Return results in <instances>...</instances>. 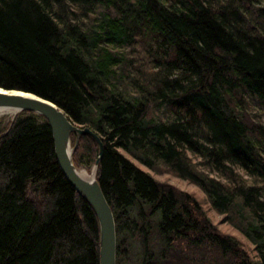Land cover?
Listing matches in <instances>:
<instances>
[{
  "label": "trees",
  "instance_id": "1",
  "mask_svg": "<svg viewBox=\"0 0 264 264\" xmlns=\"http://www.w3.org/2000/svg\"><path fill=\"white\" fill-rule=\"evenodd\" d=\"M262 2L0 0V89L53 103L103 144L116 264L124 239L141 247L132 264L174 252L177 264H264ZM1 126L0 264H99L96 215L62 174L47 122L24 112ZM97 152L81 136L74 166Z\"/></svg>",
  "mask_w": 264,
  "mask_h": 264
},
{
  "label": "water",
  "instance_id": "2",
  "mask_svg": "<svg viewBox=\"0 0 264 264\" xmlns=\"http://www.w3.org/2000/svg\"><path fill=\"white\" fill-rule=\"evenodd\" d=\"M0 110L42 117L47 122L54 143V152L62 174L68 184L90 205L94 211L100 234L99 264H116V234L112 211L107 200L101 192L96 172L92 170V179L88 180L79 175L81 168L72 163V155L81 136H90L98 144L99 153L96 166L99 164L103 147L100 138L89 128H82L73 123L68 116L53 103L34 94L0 89ZM75 135V147H71V135Z\"/></svg>",
  "mask_w": 264,
  "mask_h": 264
},
{
  "label": "rangeland",
  "instance_id": "3",
  "mask_svg": "<svg viewBox=\"0 0 264 264\" xmlns=\"http://www.w3.org/2000/svg\"><path fill=\"white\" fill-rule=\"evenodd\" d=\"M9 118L11 119V117H9ZM9 118L0 117V122L2 124L1 128L6 126V124L10 121ZM193 159H197V158L193 157ZM140 168L147 172L146 167L140 166ZM81 170L86 171V169H84V168H81ZM152 176L160 184L170 185V186L176 188L177 190H179L183 193L192 194V195L196 196L199 201H203L202 193H200L193 185L187 183L186 181H181L177 178H174V177L166 175V174H157V175L152 174ZM201 203H202V206L207 210L208 209L207 204H205V202H201ZM220 219H221L220 216H215V215L212 218L214 224H216L218 226L219 230L222 233L224 232V233L234 235L235 232L227 224L219 225ZM120 245H121V251H122V254L120 255L121 264H132L136 258V255H138L141 252L140 245L138 244V242H132L128 239L121 240ZM155 251H156V253H155L154 257L152 256V259H154V258L157 259L159 256V249L157 248ZM174 255H175L174 259H171V261H168L167 263L177 264L179 262L178 253L174 252ZM212 262H213V260L209 256V258L205 262V264H212ZM154 263L158 264V261L154 260ZM218 263L224 264V261H218Z\"/></svg>",
  "mask_w": 264,
  "mask_h": 264
},
{
  "label": "bare ground",
  "instance_id": "4",
  "mask_svg": "<svg viewBox=\"0 0 264 264\" xmlns=\"http://www.w3.org/2000/svg\"><path fill=\"white\" fill-rule=\"evenodd\" d=\"M261 6L262 7H264V3L262 2L261 3ZM12 91H15V90H12ZM16 92H21V91H16ZM214 108V107H213ZM257 110H258V112L256 113V115H255V118H257V117H259L258 119H256V122H258V123H260V124H264V106L263 105H260L258 108H257ZM17 116V114L16 113H14L13 111H8V110H0V117H2V118H9V117H11V119H13L14 117H16ZM10 119V118H9ZM10 119V120H11ZM70 140H71V137H70ZM96 142V141H95ZM101 142V141H100ZM75 144H76V141H75ZM96 144H97V142H96ZM101 144H102V142H101ZM72 145V144H71ZM77 146V145H76ZM72 148L73 147H75V145L74 146H71ZM97 147H98V144H97ZM102 147H103V144H102ZM75 150H76V147H75ZM75 150H74V152H75ZM103 150H104V147H103ZM74 152H73V154H74ZM98 153H99V147H98V152H97V156H96V159H95V162L94 163H92V164H90L89 162H86V163H84V165H82L81 167L82 168H84V169H86V171L84 170H81V171H79V175L81 176V177H83V178H85V179H88V180H91L93 177V175H92V170H95V172H96V175H97V167H98V165L96 166V161H97V158H98ZM123 154V156L125 157V159L127 160V161H129L131 164H133V165H135V166H137L140 170H142L141 168H140V166H144V165H141L135 158H132L130 155H127V154H124V153H122ZM103 156V155H102ZM56 157V156H55ZM189 157L190 158H193V156L192 155H189ZM102 159V158H101ZM101 161V160H100ZM72 163H73V155H72ZM145 167V166H144ZM146 170H147V172L146 171H144V170H142V171H144V172H146L150 177H152L153 179H154V177L152 176V174H159V173H156L155 172V170H153V169H150V168H148V167H146ZM89 173V174H88ZM96 175H95V177H96ZM166 175H169V174H166ZM169 176H172V175H169ZM172 177H174V178H177V179H179V180H181V181H186V180H183V179H180V178H178V177H176V176H172ZM155 180V179H154ZM96 181H97V178H96ZM156 181V180H155ZM157 182V181H156ZM187 182V181H186ZM97 184H98V186H99V183L97 182ZM195 187V186H194ZM99 188H100V186H99ZM200 193H202V195L204 196V194H203V192L200 190V189H198L197 187H195ZM176 189V188H175ZM100 190H101V188H100ZM75 191V190H74ZM76 192V191H75ZM101 192H102V190H101ZM181 192V191H180ZM103 193V192H102ZM76 194L81 198V196L76 192ZM104 195V194H103ZM202 196V197H203ZM82 199V198H81ZM99 235V242H100V234H98ZM100 245V244H99ZM116 251H115V261H116Z\"/></svg>",
  "mask_w": 264,
  "mask_h": 264
}]
</instances>
